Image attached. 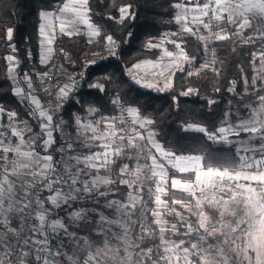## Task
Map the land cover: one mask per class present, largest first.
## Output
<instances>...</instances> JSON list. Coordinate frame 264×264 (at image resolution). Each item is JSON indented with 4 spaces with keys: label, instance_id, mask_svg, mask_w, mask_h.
<instances>
[{
    "label": "snow or ice",
    "instance_id": "obj_1",
    "mask_svg": "<svg viewBox=\"0 0 264 264\" xmlns=\"http://www.w3.org/2000/svg\"><path fill=\"white\" fill-rule=\"evenodd\" d=\"M130 7L120 6L118 19L111 15L108 19L121 25L134 19ZM172 7L177 30L164 33L159 43L145 45L149 50L162 49V55L126 69L137 85L165 92L173 89L177 72L192 77L211 68L215 63L211 44L228 39L225 26L232 25L231 35L241 37L244 45L256 46L250 53L255 74L250 82L243 77L245 92L255 91L257 82L264 88V0H178ZM39 15L45 21L40 35L47 45L56 39L57 31L69 37L81 34L80 25L87 26L89 43L101 35L91 22L90 0H60L57 7ZM201 28L207 35L201 34ZM185 36L203 45L205 60L198 69L193 68L196 56H189L182 46ZM12 39L13 29L9 28L4 43L11 50L4 57L9 78L27 86V91L18 86L14 91L23 95L39 131L17 120L15 111L0 107V117H7L0 122V264H264V95L246 106L245 115L225 112L213 131L197 123L182 124V131L204 137L203 142L188 146V152L161 145L150 128L155 121L142 117L138 108L125 107L119 94L110 99L118 116L97 117L94 108L87 110L91 120L85 117L82 122L75 116L77 136L73 139L63 131L66 124L57 116L69 93L80 86L83 74L81 81L68 77L69 83L59 86L55 105L42 104L32 74L25 72L22 81L11 76L19 66ZM103 40L109 55L101 59L119 58L114 37L106 35ZM165 43L177 51L168 50ZM51 52L50 47L42 52L41 64L48 63ZM210 53L211 60L207 59ZM142 65L150 67L141 76ZM213 70L219 74V69ZM50 73H34L47 95L58 84L47 82ZM57 73L64 74L60 69ZM89 87L105 90L101 84ZM194 94L192 88L179 93L183 97ZM207 103L216 102L209 99ZM125 114L134 127H127ZM54 133L60 135L59 147ZM209 144L226 145L233 151L218 154ZM170 190L187 194L188 201L172 199L170 204L164 198ZM116 195L121 198H109ZM97 198L114 218L100 210ZM82 200L96 201L97 207H76ZM58 210H67L66 218ZM93 213L98 219L90 220ZM77 222L85 227L90 222L94 238L70 231Z\"/></svg>",
    "mask_w": 264,
    "mask_h": 264
},
{
    "label": "trees",
    "instance_id": "obj_2",
    "mask_svg": "<svg viewBox=\"0 0 264 264\" xmlns=\"http://www.w3.org/2000/svg\"><path fill=\"white\" fill-rule=\"evenodd\" d=\"M59 2L60 0H0V107L6 112L15 111L17 120L26 121L34 131L39 130L37 122L29 115L28 103L14 93V85L9 78V65L4 59L11 52L4 47L6 30L9 28L13 29L11 43L15 45L14 54L19 61V66L15 69L17 81H22L25 72L32 74L33 88L40 100L45 99L47 94L41 91L34 73H43L52 61L59 60L64 75L70 74L77 81H81L83 74L84 79L80 86L69 93L68 100L62 106L66 128L73 135L77 133L75 116H83L88 108L98 110L97 115L115 116L118 110L114 109L110 99L119 94L125 107L138 108L142 117L155 121L150 128L157 133L155 139L161 145L166 149L188 152V146L203 142L204 137L203 134L182 131V124L197 123L213 131L225 112L245 115L246 106L254 104L257 96L264 95L262 87L255 93H243V77L246 76L250 82L253 76L250 53L256 50V46L244 45L232 36L223 41L212 42L215 63L211 68L201 70L200 74H194L192 77L177 72L173 77L171 90L153 92L140 88L130 80L126 74L127 68L144 58L157 56V49L149 50L145 47L148 41L166 31L177 29V24L173 21L175 9L172 7L176 0H90V8L94 13L91 22L98 26L101 35L96 37L93 43H89L85 32L71 37L59 33L49 63L40 64L39 13L44 10L51 11ZM123 5L131 6L129 11L135 13V18L127 19L122 25L109 20V15L118 19L116 9ZM106 35H112L117 42L119 58L101 59L109 55L103 40ZM184 39L185 51L189 56H196L194 65H198L203 59L201 43L190 36ZM61 48L63 52L60 51ZM97 60L100 62L90 63ZM213 69H219V74ZM232 81H235L234 85L230 83ZM18 84L26 89L23 82ZM92 84H101L105 90L101 92L99 89L90 88L89 85ZM229 87H234V91H228ZM188 88L195 89L196 94L189 97L179 95ZM216 89L219 91H215ZM174 96L177 97L176 100H173ZM209 99L216 103L209 105ZM235 119L236 116L233 115L232 120ZM6 121V116L0 117V122ZM55 137L57 147L59 140ZM208 147L218 154L233 151L221 145L209 144ZM49 151L56 156L57 153L52 149ZM120 190L124 191L123 188ZM165 198L170 203L172 199H189L187 194L176 190H170V195ZM99 200L102 202L100 198ZM76 207L96 208L97 203L82 200ZM58 212L66 214L67 210ZM92 218L98 219L96 213L92 214L90 220ZM70 229L78 235L94 238L90 222L88 227H85L83 222L74 223Z\"/></svg>",
    "mask_w": 264,
    "mask_h": 264
},
{
    "label": "rangeland",
    "instance_id": "obj_3",
    "mask_svg": "<svg viewBox=\"0 0 264 264\" xmlns=\"http://www.w3.org/2000/svg\"><path fill=\"white\" fill-rule=\"evenodd\" d=\"M176 2H178V0H176ZM80 28L83 30L82 32H85L86 34H87V26L86 25H80ZM177 28H178V25H177ZM225 28H226V31H228L229 32V36H232V37H234L238 42H241V43H243V39L241 38V37H239V36H233V35H231V32L234 30L233 29V26L232 25H226L225 26ZM177 29H175V30H170V31H166V32H174V31H176ZM166 32H164V33H166ZM57 33H59L58 31H57ZM163 33V34H164ZM163 34L161 35V36H159V37H157V38H152V39H150L149 41H151L152 43H159L160 42V40H161V38H162V36H163ZM201 34H203V35H207V30H205V29H203V28H201ZM248 34V30L246 29L245 30V33H244V35L246 36ZM185 37H187V36H185ZM184 37V38H185ZM174 37H169V39H173ZM176 39H177V41L179 42V37H175ZM194 38V37H193ZM148 41V42H149ZM56 43V42H55ZM201 43V42H200ZM183 46V45H182ZM201 46H202V50H203V45H202V43H201ZM164 47H167L168 48V50H170V51H173V52H175V51H177L176 49H175V47L173 46V45H171V44H168V43H165L164 44ZM55 48V47H54ZM158 50V53H157V56H155V57H153V58H144V59H142V60H140V61H147V60H151V61H155V60H157V58L158 57H160L161 55H162V49H157ZM213 58V56H212V54L210 53L209 54V56L207 57V59H209V60H211ZM204 60H205V56H204V53H203V59H202V61L198 64V65H194L193 64V68H199L200 67V64L201 63H203L204 62ZM140 61H138V62H140ZM59 63L60 65H61V67H62V70H61V72L62 73H64V69H63V66H62V63L59 61V60H54V61H52L51 63H49L48 64V66H47V68H46V70L44 71V72H47L48 71V69L50 68V66L53 64V63ZM137 63V62H136ZM164 63H168V58H165L164 59ZM9 65V64H8ZM43 65H45V64H43ZM185 66H187V64L185 65ZM146 67H150V66H146V65H142V70L140 71V75L142 76L144 73H143V69L144 68H146ZM130 68V67H129ZM157 71H159L160 69H156ZM43 72V73H44ZM127 74V73H126ZM255 73H254V71H253V75H254ZM11 76L12 77H16V75H15V71H13L12 73H11ZM68 77H72L70 74H67V75H64V74H61L58 78H57V81H58V84H57V82H56V84H57V87L55 88V90H54V92L56 93L57 91H58V88H59V86H62V85H64V84H66V83H69V80H68ZM130 78V80L134 83V84H136L132 79H131V77H129ZM12 82H13V85H14V89L18 86V87H20L21 89H23L19 84H17L16 82H14L13 80H12ZM137 85V84H136ZM137 86H139V85H137ZM140 88H142V89H145V90H151V91H153V92H157V91H155V90H152V89H147V88H144V87H141V86H139ZM259 88H261L260 87V83L259 82H257V86H256V90L255 91H252L251 89H249V91L248 92H245V87H244V89H243V93H245V94H248L249 92L250 93H255L256 91H257V89H259ZM25 91H27V86H26V89H25ZM14 93H15V91H14ZM19 98H24L23 97V95H18V94H16ZM240 96V95H239ZM47 98H48V95L46 96V98L45 99H41L40 101H41V103L42 104H44L45 102H46V100H47ZM65 103V102H64ZM63 103V104H64ZM89 109V108H88ZM87 109V110H88ZM120 113H119V111L117 112V114L115 115V116H118ZM61 118H62V120H63V115H62V110H61ZM95 115H97V114H95ZM99 115H97V117H98ZM105 116H107V115H105ZM125 116H126V114H125ZM81 117V119H82V122H84V118L85 117H87V119L88 120H91L92 119V116H88V113L86 112L83 116H80ZM126 119H128V124H127V127H129V128H131V127H134L132 124H131V120H130V118H128L127 116H126ZM64 121V120H63ZM135 127H138V125H136ZM65 128H66V126H65ZM67 129V128H66ZM67 132L70 134V136L73 138V139H75V137L77 136V135H73V134H71L68 130H67ZM77 134V133H76ZM54 135L55 136H57V138H58V145H59V143H60V141H61V138H60V135L59 134H57V133H54ZM58 145H57V147H58ZM221 146H226V145H221ZM79 147V145H77V148ZM226 147H228V146H226ZM153 154H156L155 153V151L153 150ZM158 155V154H157ZM58 157V153L56 154V156H55V158H57ZM125 162H128V161H125ZM110 189L112 188V186H108ZM121 188H123V186H120V189ZM113 191H115L114 189H113ZM44 195H47V193H45ZM110 199H112V198H115V199H120L121 197L120 196H118V195H116V196H110L109 197ZM165 198V197H164ZM98 200H99V198H97ZM166 199V198H165ZM91 202H93V203H96V201H93V200H91ZM185 202H187V201H185ZM170 203V202H169ZM100 204H101V207H102V209H100V210H103L104 211V213H105V215H108L109 216V218L111 219V218H114V214H112V213H110V210H107V209H103V200H102V202H100ZM171 204V203H170ZM150 207H153L154 205H149ZM177 208H179V206H176ZM90 210L91 209H93V207H90L89 208ZM98 218V217H97ZM133 219H135V217H133ZM167 219L171 222V223H175V219L174 218H172V217H167ZM70 231H73L72 229H69ZM113 231H116V229L115 228H113ZM78 234V233H77ZM79 236H81L80 234H79ZM81 237H85V236H81ZM172 239H176V237H171ZM65 243L67 244L68 243V241H67V239H65ZM64 251H66V252H69V250H68V248H65L64 249ZM69 255H71V252H69Z\"/></svg>",
    "mask_w": 264,
    "mask_h": 264
},
{
    "label": "built area",
    "instance_id": "obj_4",
    "mask_svg": "<svg viewBox=\"0 0 264 264\" xmlns=\"http://www.w3.org/2000/svg\"><path fill=\"white\" fill-rule=\"evenodd\" d=\"M58 69L62 70V67H61V65H60L59 63H57V62H56V63H53V64L50 66V68L48 69L47 72H49V70H51V73H50L49 77L47 78V82H48L49 84H56V82H57V78L60 76V75H58V73H57V70H58ZM55 88H56V87H54V88L51 89L52 95H48V98H47V100H46V102H45L44 104H48L49 102H51V104L55 105V104L57 103L56 96H55V92H54ZM61 110H62V107L59 109L58 116H57L58 119L61 118V115H60V114H61ZM63 131H64L68 136H70V134L67 132V129H66V128H64ZM60 143H61V141H60ZM60 143H59V145H60ZM59 145H58V147H59ZM57 158H59V154H58V157H57ZM44 194H45V193H44Z\"/></svg>",
    "mask_w": 264,
    "mask_h": 264
},
{
    "label": "crops",
    "instance_id": "obj_5",
    "mask_svg": "<svg viewBox=\"0 0 264 264\" xmlns=\"http://www.w3.org/2000/svg\"><path fill=\"white\" fill-rule=\"evenodd\" d=\"M45 23V21L41 18V21H40V25H39V48H40V57L39 59H41V54L42 52L45 51L46 48L50 47L52 49V52L50 53V56L52 57L53 55V52H54V47H55V42H56V39H57V36L59 33L56 34V39L53 41V43L51 45H47L46 44V38L45 37H42L40 35V26L41 24ZM42 41H45L44 44H42ZM50 61V59L48 60V62ZM41 64V63H40ZM37 96V95H36ZM37 98L39 99V97L37 96ZM40 100V99H39ZM39 131V130H38ZM77 135V134H76ZM50 154H52V152L49 151ZM41 154L43 155L44 153L41 152ZM59 216L61 217H65L66 218V214L65 213H59ZM67 239V238H66Z\"/></svg>",
    "mask_w": 264,
    "mask_h": 264
}]
</instances>
